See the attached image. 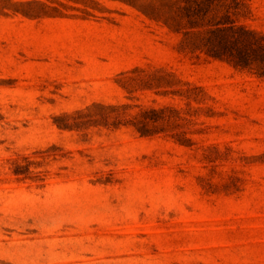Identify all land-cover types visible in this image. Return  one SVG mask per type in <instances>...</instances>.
Masks as SVG:
<instances>
[{
    "label": "rangeland",
    "instance_id": "obj_1",
    "mask_svg": "<svg viewBox=\"0 0 264 264\" xmlns=\"http://www.w3.org/2000/svg\"><path fill=\"white\" fill-rule=\"evenodd\" d=\"M0 264H264V0H0Z\"/></svg>",
    "mask_w": 264,
    "mask_h": 264
}]
</instances>
